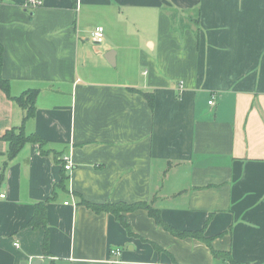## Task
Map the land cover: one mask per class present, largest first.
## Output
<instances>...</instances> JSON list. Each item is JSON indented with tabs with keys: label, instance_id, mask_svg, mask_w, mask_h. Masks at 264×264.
Masks as SVG:
<instances>
[{
	"label": "crops",
	"instance_id": "crops-1",
	"mask_svg": "<svg viewBox=\"0 0 264 264\" xmlns=\"http://www.w3.org/2000/svg\"><path fill=\"white\" fill-rule=\"evenodd\" d=\"M0 43L45 141L8 157L23 113L0 89V264H264V0H0Z\"/></svg>",
	"mask_w": 264,
	"mask_h": 264
},
{
	"label": "trees",
	"instance_id": "trees-1",
	"mask_svg": "<svg viewBox=\"0 0 264 264\" xmlns=\"http://www.w3.org/2000/svg\"><path fill=\"white\" fill-rule=\"evenodd\" d=\"M1 61H2V45L0 43V89L9 98L14 100L20 106L23 113L22 124L19 127L6 130L2 135V138L5 139L8 143V149H7L8 157L12 158L18 152V150L20 149L23 143L34 142L37 143L41 148L44 145L45 141L37 133H30L26 135L24 133L22 126L23 123L27 119L31 118L35 113V98H36L37 90L27 89L18 96H11L9 94L8 81L4 79L1 75ZM140 93L147 100L148 104L152 106L153 93L142 92V91H140ZM79 203L97 213L99 212L112 213L116 217V219L125 227H127V223L125 222L123 212L132 211L135 209H146L148 215L152 217L157 224H160L163 228L170 231L172 234L179 237L190 236L209 244V238L203 236L202 229L195 231H177L173 227L167 225L162 220L158 208L152 207L149 203H146L144 201L131 202V203H126L122 201L114 202V203L113 202L95 203L81 198L79 199ZM44 214H45L44 202L36 203L34 216L31 220V225L37 226L40 223L44 225L45 223ZM45 244H46V237L43 240L44 248H46ZM212 254L215 257H219L222 258L223 260H227L229 264H244V263H239L234 259H232L228 252L212 250ZM245 264H249V263H245Z\"/></svg>",
	"mask_w": 264,
	"mask_h": 264
},
{
	"label": "built area",
	"instance_id": "built-area-1",
	"mask_svg": "<svg viewBox=\"0 0 264 264\" xmlns=\"http://www.w3.org/2000/svg\"><path fill=\"white\" fill-rule=\"evenodd\" d=\"M29 4H32L33 6L40 4V0H27ZM92 39L96 42H101L104 35V29L102 26H96L93 31L91 32ZM212 101H209V104H211ZM71 167V164L69 162L65 163L64 168L69 169ZM3 194H0V197H3ZM15 246H17V243H14ZM112 254H119L118 249H114L110 251Z\"/></svg>",
	"mask_w": 264,
	"mask_h": 264
}]
</instances>
